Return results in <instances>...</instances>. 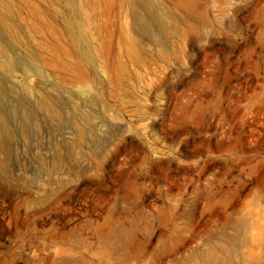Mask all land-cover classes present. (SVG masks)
<instances>
[{"label": "rangeland", "instance_id": "374dc122", "mask_svg": "<svg viewBox=\"0 0 264 264\" xmlns=\"http://www.w3.org/2000/svg\"><path fill=\"white\" fill-rule=\"evenodd\" d=\"M154 3L0 0V264H264V0Z\"/></svg>", "mask_w": 264, "mask_h": 264}, {"label": "bare ground", "instance_id": "6f19581e", "mask_svg": "<svg viewBox=\"0 0 264 264\" xmlns=\"http://www.w3.org/2000/svg\"><path fill=\"white\" fill-rule=\"evenodd\" d=\"M141 3L145 4L147 6V8L149 9V11L154 15L156 16L158 13H159V10H158V7H157V4L154 3V0H139ZM143 6V5H142ZM138 10V9H137ZM135 11V10H134ZM148 11V10H147ZM136 13V12H135ZM138 14V13H137ZM150 15V14H149ZM162 15V14H161ZM151 16V15H150ZM2 20V19H1ZM139 21L141 23V28L145 31H149V28H150V22L149 23H146L143 21V16L141 13H139ZM163 21V20H162ZM4 24L2 23V26ZM6 26V25H5ZM152 26V25H151ZM153 38L156 39V37L154 36ZM1 52H2V49H0ZM2 54V53H1Z\"/></svg>", "mask_w": 264, "mask_h": 264}]
</instances>
